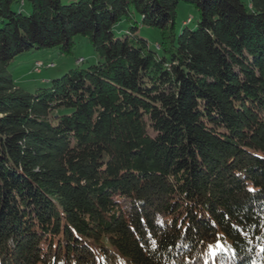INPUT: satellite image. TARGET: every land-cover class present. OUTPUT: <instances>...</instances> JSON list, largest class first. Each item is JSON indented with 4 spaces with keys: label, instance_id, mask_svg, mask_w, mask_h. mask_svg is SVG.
Instances as JSON below:
<instances>
[{
    "label": "trees",
    "instance_id": "1",
    "mask_svg": "<svg viewBox=\"0 0 264 264\" xmlns=\"http://www.w3.org/2000/svg\"><path fill=\"white\" fill-rule=\"evenodd\" d=\"M0 23V264H264V0H0ZM76 36L97 63L16 85Z\"/></svg>",
    "mask_w": 264,
    "mask_h": 264
},
{
    "label": "rangeland",
    "instance_id": "2",
    "mask_svg": "<svg viewBox=\"0 0 264 264\" xmlns=\"http://www.w3.org/2000/svg\"><path fill=\"white\" fill-rule=\"evenodd\" d=\"M249 4L251 0H242ZM199 14L194 6L181 2L178 8V28L187 27L194 29L197 26ZM134 21H140L139 15H135ZM1 25V23H0ZM134 24L122 22L118 25L117 32L127 33ZM138 35L144 37L150 47L157 52L161 51L162 34L160 30L139 24ZM75 46L73 54L64 56L58 49L34 50L30 53L16 57L12 63V74L18 87L35 92L41 88H49L51 81L62 73L74 68H88L99 61V56L89 42V39L82 36L74 38ZM121 206L129 208L127 202L118 199ZM163 222V217H159Z\"/></svg>",
    "mask_w": 264,
    "mask_h": 264
},
{
    "label": "snow or ice",
    "instance_id": "3",
    "mask_svg": "<svg viewBox=\"0 0 264 264\" xmlns=\"http://www.w3.org/2000/svg\"><path fill=\"white\" fill-rule=\"evenodd\" d=\"M249 191H254V190L250 188ZM205 264H208L207 260H205Z\"/></svg>",
    "mask_w": 264,
    "mask_h": 264
}]
</instances>
